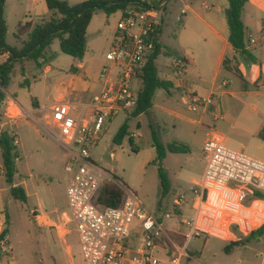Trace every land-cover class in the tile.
<instances>
[{"label": "rangeland", "instance_id": "rangeland-1", "mask_svg": "<svg viewBox=\"0 0 264 264\" xmlns=\"http://www.w3.org/2000/svg\"><path fill=\"white\" fill-rule=\"evenodd\" d=\"M74 1L81 3L86 0ZM226 5L228 6V0L170 1L160 36L163 50L156 63L160 78L170 81L173 77L176 86L169 92L159 89L154 99L156 109L152 108L149 114L130 119L129 132L133 143L130 137H126L121 145L114 143V137L120 127L128 120L125 112H122L108 130L106 126L98 146L92 149L93 160L97 165L137 194L147 209L162 222L171 240L179 246H184L182 234L187 231V221L194 217L195 182L202 180L206 169L203 145L207 133L216 132L223 136L227 147L264 160V141L259 138L254 126L255 115L264 119V89L255 99L246 96L222 98L217 95L218 98L209 107L208 113L203 114L201 110L193 112L189 108L187 94L192 93V88L197 86V94L205 96L211 84L199 81L197 74L190 72L189 65H185L183 74L175 75L172 65L178 57L169 56V52L182 54L186 46L193 45L190 31L200 21L188 11L187 6L207 18L218 13L219 9ZM120 17V12L111 15L104 10L96 12L87 38V61H96L97 65L105 63L104 67L111 66L106 57L113 50ZM26 18H31L28 2L20 0V3H17L16 0H9L6 5L9 45L22 48L28 40L27 35H19V24ZM50 18L51 16L46 20ZM200 46L198 43L195 49L197 52ZM8 58V55H0V65ZM39 61L41 66L33 59L16 63L6 89V95L18 98L28 113L33 111V103L38 99H47V103L54 102L59 82L66 78L65 75L73 74V69H77L80 63L79 59L61 51L59 39L53 41ZM47 66L52 70L45 73ZM224 80L226 79L220 78L218 84L222 85ZM227 80H230L225 81L230 91L240 89L244 85L243 80L235 73L228 76ZM137 83L139 81H135L136 86ZM202 88L206 89V92H203ZM219 106L224 119L216 120V109ZM254 108H257L258 112H255ZM176 113L188 119L180 118ZM130 115L131 113H128V117ZM41 120L40 115H25L16 118L12 126L4 128V132L7 131L18 139L19 143L15 146L18 147L19 159L16 162L14 185L24 188L28 199L24 203L13 198L12 185L7 182L4 174L0 149V218L6 222L7 216L9 217L6 227L9 229L11 247L9 253H0V264H86L74 223L67 225L64 234L54 228L55 224L62 222L64 213L70 216L67 189L78 165L74 167L73 172L66 170L71 156L44 130ZM190 120L200 121V124ZM6 121L0 110V125ZM154 132L166 152V157L161 161H158L157 150L152 145ZM173 147L182 150L172 153L170 148ZM160 168L168 179L167 193H164L159 175ZM178 197H184L187 205L177 206L175 199ZM260 205L258 203L257 207ZM37 216H41L40 219L37 220ZM231 217L237 219L239 214ZM260 220L264 221V216ZM259 222H254L253 226H258ZM131 227L135 233L132 238L133 245L134 239L141 237L139 222L134 220ZM161 243L171 245V241L165 237ZM227 245L213 236L194 238L188 246L192 256L191 263L235 264L238 259H245L237 253H226ZM254 248L259 250L262 246L254 244ZM164 255L162 250L156 251V256L162 258ZM242 255L249 258L250 252L243 250Z\"/></svg>", "mask_w": 264, "mask_h": 264}, {"label": "built area", "instance_id": "built-area-1", "mask_svg": "<svg viewBox=\"0 0 264 264\" xmlns=\"http://www.w3.org/2000/svg\"><path fill=\"white\" fill-rule=\"evenodd\" d=\"M104 1L120 5L117 12L121 17L113 50L106 57L111 66H105L101 73L102 92L90 105L58 102L51 109L49 122H44L47 118L40 122L71 156L66 170L73 172L78 165L67 189L70 216L64 213L62 222L54 228L65 233L67 225L74 223L86 264H192L188 246L194 238L223 237L233 225L239 233L247 235L264 224L263 221L253 226L264 216V200L254 198V191L264 192V161L227 147L223 136L212 132L203 146L206 169L193 189L194 217L187 221V231L182 234L184 246L173 242L143 200L100 168L92 156V149L98 146L109 122L122 112L135 110L139 91L135 81H139L140 71L155 50L171 0ZM185 65L181 59L175 60L172 65L175 74H183ZM216 96V93L208 97L189 93V108L205 113L217 100ZM10 107L9 120L26 115L16 103ZM220 119H224L221 109L216 115V120ZM3 132L0 126V138ZM18 143L14 136V144ZM106 183L123 189L120 207L99 203V194ZM175 204L187 205L184 197L176 198ZM237 214L239 218L232 219L231 215ZM134 220L139 222L141 237L132 245ZM5 230L6 222L0 218V253L7 254L11 247ZM164 237L171 245L161 243ZM158 249L165 253L164 257L156 256Z\"/></svg>", "mask_w": 264, "mask_h": 264}, {"label": "crops", "instance_id": "crops-1", "mask_svg": "<svg viewBox=\"0 0 264 264\" xmlns=\"http://www.w3.org/2000/svg\"><path fill=\"white\" fill-rule=\"evenodd\" d=\"M8 1L9 0H7L6 5ZM25 1L28 2V12L30 13L31 18H26L19 25H23L26 23L37 24L42 20H46L49 16L52 15V12L49 10L46 0ZM64 1H68L71 5L79 4L74 0ZM16 2L20 3V0H16ZM21 5L24 6V3H22ZM204 5H206V3H204ZM187 8L188 11H190L195 16V18L200 21V23H198L197 26L194 25L196 28H191L190 31V34L193 36V45L186 46L182 54L175 53L174 57H185L188 61V67L191 68L190 72L197 74L199 81L208 82L211 84V88L207 90L208 93L202 97H208L213 93H216L222 98L226 96H246L255 99L260 96L262 94V89H264V0H250L246 4L242 15V19L245 24V39L247 50L256 58V61L251 60V58L247 55H237L229 41L230 29L227 19L229 0L228 6H223L219 9L218 13L207 18L203 17L194 8L190 6H187ZM94 17L88 28L87 38L94 22ZM198 43H200L201 46L199 51L197 52L195 49L197 48ZM86 58L87 55H85L83 60H80L78 67H76L77 69H73L75 71L73 74L65 75L66 78L59 82V86L55 90L56 100L54 102L47 103V99H44L43 101L38 99L33 103V111L28 113L20 104L18 98L7 95L5 103L2 104V107L0 108V110L2 111V115L7 119L5 123H2L0 125L1 127H3V130L7 126H12L13 122L15 121L9 120L8 117L10 111L9 109L11 108L10 106L13 102L21 108L24 114L31 117L40 115V118L42 120L45 118L50 119L51 109L53 105L58 102H68L76 105H90L93 102L94 97L99 95L104 88L103 81L101 80V73L105 63H99L97 65L96 61H87ZM226 59H228L229 61L227 68L224 67V62ZM51 70V67L47 66L45 67L44 72H50ZM232 73H235L237 76H239L241 80H243L244 85L240 89L230 91L227 89L228 84L225 81H230L227 80V77ZM220 78L226 79L223 81L224 83L222 85L218 84ZM170 82L173 84V87L176 86V81L173 77L170 78ZM136 87L137 90H140L142 88V82L140 80L139 83H137ZM196 90L197 86L192 88V93L197 94ZM202 91L206 92V89L202 88ZM170 94L171 93H168V95ZM153 108L156 109L155 104H153ZM220 109V106L217 107L216 114ZM208 111L202 113L206 114L208 113ZM254 111L258 112L257 108H254ZM128 113L129 112H125L126 118H129ZM119 115L109 122V124L107 125V130L112 126ZM176 115L180 118L188 119L186 116H183L180 113H176ZM21 117L22 116H19L18 118ZM190 121L200 124V121ZM254 126L256 127V131L259 135V133L264 128V119H261L259 115H255ZM211 134L212 132L207 133V138ZM40 217L41 216H38L37 218L40 219ZM259 221L260 224L263 222V220ZM231 230L232 227L230 226L228 233L225 236L213 237L219 238L226 244H229L235 238V234ZM134 240L136 242L137 239ZM254 244L261 245L262 248L259 250L255 249ZM243 250L250 252L249 258L242 255ZM236 253L241 257H244L245 259H238L235 264H264V236L259 241L254 240L247 242L244 245L236 246L232 248L230 250V253L228 254L234 255Z\"/></svg>", "mask_w": 264, "mask_h": 264}, {"label": "trees", "instance_id": "trees-1", "mask_svg": "<svg viewBox=\"0 0 264 264\" xmlns=\"http://www.w3.org/2000/svg\"><path fill=\"white\" fill-rule=\"evenodd\" d=\"M250 0H229L227 9V19L230 29L229 41L237 55H247L251 60L256 58L247 50L245 24L242 19L243 10ZM6 2L0 0V55L8 54V60L0 65V105L6 101V89L11 80L15 64L24 60L33 59L41 66L40 59L44 57V52L49 48L55 39H59L61 51L73 58L83 60L87 53V33L91 21L98 10H104L111 15L119 9L120 5L111 4L104 0H86L79 4L71 5L64 0H46L49 10L52 12L49 20H42L37 24L26 23L19 25V35H27L28 40L22 48H16L8 44V25L6 21ZM163 28L159 30L156 47L154 52L148 57V60L139 73V80L142 82V88L138 91L137 106L131 112L128 120L122 125L114 137V143L121 145L126 137H130L131 143L133 138L130 135L129 121L131 118L139 117L143 114H149L153 108L154 99L159 89H165L168 92L173 87L170 81L160 78L159 69L156 63L158 56L162 53L163 46L160 42V36ZM174 52H169V56H174ZM186 65L188 61L185 57H178ZM228 59L224 62L227 68ZM259 138L264 141V128L259 133ZM153 147L158 153V161L166 157L163 144L157 133H153ZM0 149L3 157L4 174L7 182L12 185L11 194L17 201L27 202V193L24 188L15 186L14 179L17 174L16 162L19 159L18 147L14 144V137L9 132H3L0 138ZM172 153L180 152L179 147L170 148ZM159 175L162 179L164 193L168 191V179L162 168L159 169ZM254 198L264 200V192L254 191ZM124 200V191L117 185L103 186L99 194V203L103 206L118 208ZM7 224L9 217L7 216ZM235 238L225 247V252L236 246L244 245L250 241H259L264 236V224L253 230L247 235L238 233L236 225L231 230ZM9 232L6 227L5 234Z\"/></svg>", "mask_w": 264, "mask_h": 264}]
</instances>
